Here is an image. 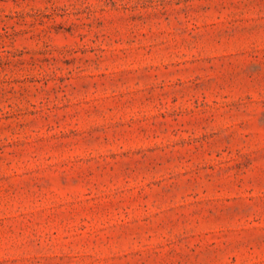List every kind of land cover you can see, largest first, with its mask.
<instances>
[{"label":"rangeland","instance_id":"rangeland-1","mask_svg":"<svg viewBox=\"0 0 264 264\" xmlns=\"http://www.w3.org/2000/svg\"><path fill=\"white\" fill-rule=\"evenodd\" d=\"M0 264H264V0H0Z\"/></svg>","mask_w":264,"mask_h":264}]
</instances>
